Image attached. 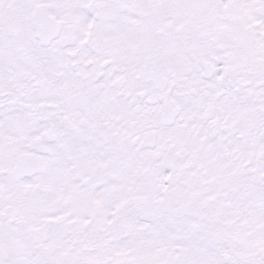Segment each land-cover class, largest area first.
Segmentation results:
<instances>
[{
    "label": "snow or ice",
    "instance_id": "1",
    "mask_svg": "<svg viewBox=\"0 0 264 264\" xmlns=\"http://www.w3.org/2000/svg\"><path fill=\"white\" fill-rule=\"evenodd\" d=\"M0 264H264V0H0Z\"/></svg>",
    "mask_w": 264,
    "mask_h": 264
}]
</instances>
